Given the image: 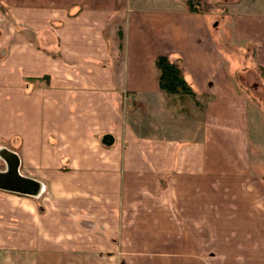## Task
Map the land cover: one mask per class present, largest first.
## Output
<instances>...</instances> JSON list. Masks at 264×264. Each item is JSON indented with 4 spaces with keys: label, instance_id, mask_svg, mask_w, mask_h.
Instances as JSON below:
<instances>
[{
    "label": "crops",
    "instance_id": "crops-1",
    "mask_svg": "<svg viewBox=\"0 0 264 264\" xmlns=\"http://www.w3.org/2000/svg\"><path fill=\"white\" fill-rule=\"evenodd\" d=\"M0 4L20 23L44 16L30 27L51 30L55 41L9 40L0 58V142L24 144L16 173L42 179L48 191L41 221L49 241L38 255L57 256L53 264L264 261V180L251 166L252 108L216 49L211 9L201 8L225 13L226 25L216 29L230 38L220 43L250 46L262 72L264 0ZM6 41L0 32V50ZM159 56L179 61L195 92L209 97L195 140L116 136L121 96L163 94ZM26 80L32 89L22 87ZM108 133L111 146L103 143Z\"/></svg>",
    "mask_w": 264,
    "mask_h": 264
},
{
    "label": "rangeland",
    "instance_id": "rangeland-1",
    "mask_svg": "<svg viewBox=\"0 0 264 264\" xmlns=\"http://www.w3.org/2000/svg\"><path fill=\"white\" fill-rule=\"evenodd\" d=\"M192 2L197 3V0H192ZM201 8L203 10L211 9L208 12L209 22L217 25L216 28L219 27L218 24L226 25L227 20L224 12L215 14L212 6L205 4ZM38 18L39 21L37 22H40L44 16H38ZM29 21L30 23L33 22L31 19ZM37 22L34 25L28 22L20 23L15 20V17H11L7 9L0 4V32L2 37L7 40L0 50V58L7 54L8 47L6 46L9 40L18 42V44L27 40L41 44L43 47L48 45L47 42L50 45L55 43L51 40V30L37 31L30 27L31 25H42L41 22ZM11 26L14 27L15 31L12 30ZM216 28L212 30L213 38L218 40L216 49L226 62L228 70L233 71L235 69L237 83L251 104V166L253 171L263 175L264 180V74L253 63L250 46L237 44L224 46L223 41L220 43L221 36L227 40L230 37L222 35L223 33ZM118 56V59L110 66L113 72H119L120 53ZM179 65L181 66V63ZM28 82L26 80L22 87L32 89V83L29 82V84ZM193 91L195 92L194 89ZM157 97L150 92L121 96L123 110L118 113L121 127L119 131H116V136L126 138L128 133L134 138L141 136L149 139L156 135L162 137L163 140L178 138L179 140L184 139L183 141H192L200 137L204 106L209 100L208 96H201L195 92L193 97L181 98L179 95L163 92L161 96ZM15 142H12L14 143L12 145L8 140L0 142V174H7L10 167H15V172L17 171L18 154L23 156L21 147L24 144ZM103 143L106 146L115 144L113 136L109 133L105 134ZM24 161L26 158L23 159V163ZM25 171L26 167L23 164L21 172L24 173ZM17 175L22 179H27L19 171ZM35 177L36 179L39 178L38 175ZM40 180L42 181L40 178L39 181L30 180L34 184L33 189L24 192L25 194L15 193L9 188L1 189L2 187H0V264H38L37 262L53 264L58 261L57 256L37 254L38 249L36 248L41 247L43 241H49L42 239V228L47 226L41 221V215L45 211L43 198L48 191L46 190L47 186L43 188V183ZM254 264H264V261H258Z\"/></svg>",
    "mask_w": 264,
    "mask_h": 264
},
{
    "label": "trees",
    "instance_id": "trees-1",
    "mask_svg": "<svg viewBox=\"0 0 264 264\" xmlns=\"http://www.w3.org/2000/svg\"><path fill=\"white\" fill-rule=\"evenodd\" d=\"M158 70V86L167 94L179 95L181 98L193 97L192 85L187 80L179 61L170 60L167 56H159L155 60ZM264 74V71L262 72Z\"/></svg>",
    "mask_w": 264,
    "mask_h": 264
},
{
    "label": "water",
    "instance_id": "water-1",
    "mask_svg": "<svg viewBox=\"0 0 264 264\" xmlns=\"http://www.w3.org/2000/svg\"><path fill=\"white\" fill-rule=\"evenodd\" d=\"M33 185L31 181L20 178L15 172V167H10L7 174H0L1 189L9 188L12 192L25 194L24 192L33 189Z\"/></svg>",
    "mask_w": 264,
    "mask_h": 264
}]
</instances>
